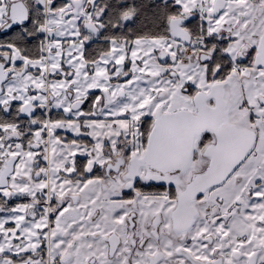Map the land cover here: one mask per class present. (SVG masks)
<instances>
[{
  "label": "snow or ice",
  "instance_id": "1",
  "mask_svg": "<svg viewBox=\"0 0 264 264\" xmlns=\"http://www.w3.org/2000/svg\"><path fill=\"white\" fill-rule=\"evenodd\" d=\"M0 264H264V0H0Z\"/></svg>",
  "mask_w": 264,
  "mask_h": 264
}]
</instances>
